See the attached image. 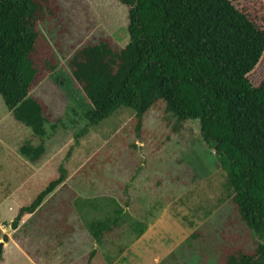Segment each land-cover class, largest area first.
<instances>
[{
	"label": "rangeland",
	"instance_id": "374dc122",
	"mask_svg": "<svg viewBox=\"0 0 264 264\" xmlns=\"http://www.w3.org/2000/svg\"><path fill=\"white\" fill-rule=\"evenodd\" d=\"M58 2V17L40 24L58 66L31 92L48 105L52 119L38 162L19 150L41 140L0 96V264H87L92 252L90 264H218L227 230L255 248L245 225L229 224L231 190L198 120L179 121L160 103L138 132L131 126L135 111L122 106L75 143L91 104L68 60L88 40L129 43L128 8L119 0ZM249 78L255 86L264 79V57ZM61 165L66 179L14 228L18 210ZM117 209L123 211L120 225L98 243L90 223L112 218Z\"/></svg>",
	"mask_w": 264,
	"mask_h": 264
},
{
	"label": "trees",
	"instance_id": "16d2710c",
	"mask_svg": "<svg viewBox=\"0 0 264 264\" xmlns=\"http://www.w3.org/2000/svg\"><path fill=\"white\" fill-rule=\"evenodd\" d=\"M119 2L128 8L129 43L88 40L68 60L91 104L75 143L122 106L135 111L131 126L138 132L160 103L179 121L198 120L231 190L229 224L245 225L257 240L251 250L238 234L225 231L218 264H264V79L255 86L249 78L264 57V0ZM60 10L58 0H0V96L14 118L41 140L20 147L33 163L45 153L43 139L52 119L48 105L31 92L58 66L40 24L57 18ZM66 177L61 165L18 210L12 226L35 213ZM122 212L90 223L98 243L120 225Z\"/></svg>",
	"mask_w": 264,
	"mask_h": 264
},
{
	"label": "water",
	"instance_id": "95a60500",
	"mask_svg": "<svg viewBox=\"0 0 264 264\" xmlns=\"http://www.w3.org/2000/svg\"><path fill=\"white\" fill-rule=\"evenodd\" d=\"M4 241H7V239H5ZM2 247H3V244H0V254H1Z\"/></svg>",
	"mask_w": 264,
	"mask_h": 264
}]
</instances>
